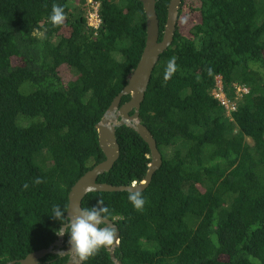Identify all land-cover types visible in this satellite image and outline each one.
Segmentation results:
<instances>
[{
    "label": "trees",
    "instance_id": "16d2710c",
    "mask_svg": "<svg viewBox=\"0 0 264 264\" xmlns=\"http://www.w3.org/2000/svg\"><path fill=\"white\" fill-rule=\"evenodd\" d=\"M91 1L97 29L86 23L88 0H0V264H19L58 239L53 207L66 216L72 186L105 160L95 126L144 49L138 0ZM169 1L155 4L160 33ZM54 6L64 10L60 25L49 19ZM171 58L176 71L165 80ZM217 77L232 110L214 95ZM139 121L162 161L141 192L143 209L129 192L90 193L81 203L103 200L109 209L115 259L264 264V0H181ZM115 139L119 158L97 183L131 186L147 171L148 146L126 126ZM108 247L82 264H113Z\"/></svg>",
    "mask_w": 264,
    "mask_h": 264
},
{
    "label": "water",
    "instance_id": "95a60500",
    "mask_svg": "<svg viewBox=\"0 0 264 264\" xmlns=\"http://www.w3.org/2000/svg\"><path fill=\"white\" fill-rule=\"evenodd\" d=\"M142 4L145 15L146 40L140 59L131 72V75L121 90L114 98L113 102L105 112L100 122L95 126L98 144L104 154L105 160L87 171L70 189L68 194V208L65 219L70 221L75 212L81 208L82 200L90 193L97 192H129L132 189L144 191L151 183L154 173L160 168L162 161L157 149L156 142L150 132L139 121V110L144 100L153 70L159 57L172 44L175 28L178 20V10L181 0H170L167 7L166 22L162 30L159 31V23L155 12L157 0H138ZM161 40L159 41V35ZM129 96V100L120 105L121 99ZM122 126L133 130L148 146L150 163L147 171L140 181L134 182L131 186H111L97 183L99 176L109 172L119 158V146L115 139L116 129ZM107 224L116 229L114 243L108 247L110 259L113 264H121L115 259L114 250L118 246L119 232L112 221L107 220ZM105 226V225H103ZM65 235L58 236V239L47 249L27 255L19 264H39L40 260L47 255L60 254L69 258L66 264H81L79 259H75V251L70 247L63 248ZM13 264V263H11Z\"/></svg>",
    "mask_w": 264,
    "mask_h": 264
},
{
    "label": "clouds",
    "instance_id": "9594fccd",
    "mask_svg": "<svg viewBox=\"0 0 264 264\" xmlns=\"http://www.w3.org/2000/svg\"><path fill=\"white\" fill-rule=\"evenodd\" d=\"M49 19L54 25L62 24L65 19L63 8L54 6ZM175 71V59L171 58L165 71V80L169 79ZM128 200L136 210H142L146 202L141 191L136 189L129 191ZM108 214L109 209L104 205L103 200H98L97 205L90 209L77 210L71 220L66 223L63 222L65 212L59 205L53 207L51 217L59 220L62 225L57 229L56 235L63 236L67 233L70 247L75 251L81 262H86L90 256L102 247L111 246L114 243L116 229L107 224L106 217Z\"/></svg>",
    "mask_w": 264,
    "mask_h": 264
},
{
    "label": "built area",
    "instance_id": "2783aa9c",
    "mask_svg": "<svg viewBox=\"0 0 264 264\" xmlns=\"http://www.w3.org/2000/svg\"><path fill=\"white\" fill-rule=\"evenodd\" d=\"M88 3L90 4L89 9L87 10V15H86V23L88 26L92 27L93 29H97L99 24H100V18L98 16V3L96 2H92L91 0H88ZM220 78L217 77L216 78V83H217V87H218V92H214L215 97L223 104L225 105L227 108H229L230 110H232V107H228V103L225 101V96L222 92V88H221V83H220ZM245 92L244 90H237V94L239 92ZM232 106V105H231Z\"/></svg>",
    "mask_w": 264,
    "mask_h": 264
},
{
    "label": "flooded vegetation",
    "instance_id": "af4514ba",
    "mask_svg": "<svg viewBox=\"0 0 264 264\" xmlns=\"http://www.w3.org/2000/svg\"><path fill=\"white\" fill-rule=\"evenodd\" d=\"M68 247V240H66L65 239V244H64V246H63V248H60L59 250H63V249H65V248H67ZM56 256H60V257H62L60 254H55ZM43 259V258H42ZM75 259H79L78 258V256H77V254L75 255ZM68 260H69V258L67 257V262H68ZM66 262V263H67ZM47 263H49V262H46L45 264H47ZM82 264V263H81Z\"/></svg>",
    "mask_w": 264,
    "mask_h": 264
}]
</instances>
